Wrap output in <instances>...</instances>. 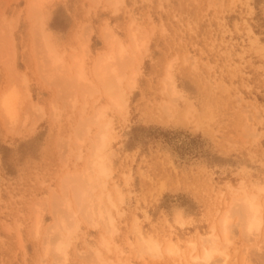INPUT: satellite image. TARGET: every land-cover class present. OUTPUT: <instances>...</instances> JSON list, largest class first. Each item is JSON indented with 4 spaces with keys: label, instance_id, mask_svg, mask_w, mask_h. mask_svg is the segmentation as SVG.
Listing matches in <instances>:
<instances>
[{
    "label": "rangeland",
    "instance_id": "1",
    "mask_svg": "<svg viewBox=\"0 0 264 264\" xmlns=\"http://www.w3.org/2000/svg\"><path fill=\"white\" fill-rule=\"evenodd\" d=\"M11 89L21 98L14 120L1 107ZM100 147L109 176L90 163ZM85 171L100 179L93 193L113 228L83 215ZM256 184L264 0H0V264H197L214 225L230 256L216 253L214 264H264ZM244 193L262 205L255 237L237 211ZM139 230L160 243L159 255L141 251ZM58 237L66 253L55 250Z\"/></svg>",
    "mask_w": 264,
    "mask_h": 264
},
{
    "label": "bare ground",
    "instance_id": "2",
    "mask_svg": "<svg viewBox=\"0 0 264 264\" xmlns=\"http://www.w3.org/2000/svg\"><path fill=\"white\" fill-rule=\"evenodd\" d=\"M38 2H40L41 0H37ZM36 5V4H35ZM30 6V5H29ZM40 6V5H39ZM32 7V6H31ZM30 8V7H29ZM30 10V9H29ZM35 10H36V8H35ZM35 10H33V11H35ZM32 11V12H33ZM32 12H30V13H32ZM34 13V12H33ZM33 15V14H32ZM28 17H29V15H28ZM38 28H40V26H38L37 27V29ZM43 29V28H42ZM37 31V30H36ZM104 31H105V29H104ZM107 31V30H106ZM108 32V31H107ZM106 32V33H107ZM43 33V32H42ZM50 34V33H49ZM113 34V33H112ZM43 35V34H42ZM48 35V34H47ZM108 35V34H107ZM106 35V36H107ZM131 35V34H130ZM40 36H41V32H40ZM41 39V38H40ZM47 39V40H46ZM108 39L110 40V45L111 46H113V45H115V44H112L115 40H117V39H119L118 37H117V35L116 34H113V35H111L110 36V38H109V36H108ZM44 40H45V43H44ZM43 40V45L44 44H46V42H47V48H48V53L50 54V56L52 57V59H54L55 60V63L56 62H58V61H60L61 60V58H59V56L56 54V51H55V48L52 46L53 44H51L49 41V36H46V38ZM55 40V39H54ZM118 42H119V40H118ZM120 43L121 42H119V48H120V46L123 48V45L121 44L120 45ZM118 47V46H117ZM44 48H45V45H44ZM118 48V49H119ZM121 49V48H120ZM124 49L125 48H123L122 50H123V52H125L124 51ZM45 50V49H44ZM122 50H121V52H122ZM47 52V51H46ZM110 53H112V52H109L108 54H110ZM106 54V53H105ZM113 55H115V54H117V52L114 54V52L112 53ZM124 54V53H123ZM48 55V54H47ZM117 56H115V58H116ZM120 57V56H119ZM121 57H122V55H121ZM112 58H113V56H112ZM111 58V59H112ZM51 59V58H50ZM106 59H107V56H106ZM109 59H110V55H109ZM109 59H107V60H109ZM104 60V59H103ZM113 60V59H112ZM107 62V61H106ZM110 62V61H109ZM103 66V65H102ZM101 70H103L102 68H101ZM106 71V70H105ZM107 72V71H106ZM105 72V73H106ZM169 73V72H168ZM25 77V76H24ZM167 78H169V77H167ZM172 78V77H171ZM171 80V79H170ZM173 81V80H172ZM130 84H131V81H130ZM132 85V84H131ZM175 85V84H174ZM130 86V85H129ZM130 87H132V86H130ZM129 88V87H128ZM175 88V87H174ZM12 90V91H11ZM11 90H9V93H4L3 95V99L1 98V107H2V109H3V111L2 112H4L5 114H6V116L8 117V119L9 120H14V118H15V111L17 110V106H18V104H16L17 103V101H19L21 98L20 97H18L17 96V94H18V92H16L17 90H15V89H11ZM176 90V89H175ZM16 92V93H15ZM20 94V93H19ZM122 94V93H121ZM29 95V94H28ZM118 95H120V94H118ZM123 95V94H122ZM174 95V94H173ZM19 96H21V95H19ZM121 96V95H120ZM17 97H18V99L19 100H17L16 101V99H17ZM112 97H114V96H111V98ZM122 98V97H121ZM114 99V98H113ZM120 99V97H118V100ZM124 98L122 99V100H119V102L121 101V102H124ZM113 101V100H112ZM113 103H114V101H113ZM16 104V109L14 108L15 105ZM126 104H127V102H126ZM120 105V104H119ZM119 105H118V108H119ZM120 107H121V105H120ZM104 108V107H103ZM107 108V107H106ZM100 111V110H99ZM102 111V110H101ZM100 111V112H101ZM117 111H118V109H117ZM105 112V111H104ZM128 112V111H127ZM102 113L103 112H101V117H102ZM99 114V113H98ZM105 114V113H104ZM103 114V115H104ZM3 115V114H2ZM4 116V115H3ZM100 117V118H101ZM108 124V123H107ZM106 124V125H107ZM104 129V128H103ZM105 131H106V129H105ZM104 133V132H103ZM110 134V133H109ZM102 136H106V134H103ZM101 136V137H102ZM104 137L102 138V139H100V140H102L103 141V144H104V140L105 141H107L106 139H104ZM102 141H101V145L103 146V144H102ZM109 142V141H108ZM106 143V142H105ZM105 145V144H104ZM96 147V146H95ZM98 147V146H97ZM104 147H106V146H104ZM103 149V148H102ZM102 149H101V147H100V149H98L97 150V153H96V149H95V155H94V159L93 158H91V159H93L92 161H90V163L92 164V166H93V170H94V172L95 173H97L98 175H100L101 177L102 176H109V174H110V167H109V165H108V160H109V158H108V156L106 155V154H104L103 153V151H102ZM94 154V153H93ZM89 162V161H88ZM87 167H88V165H87ZM89 167H91V166H89ZM88 167V168H89ZM93 170H91L92 171V173H93ZM87 171V170H86ZM85 171V172H86ZM86 174H88V176H87V178L83 175V181L82 182H84V184L81 182V184H83V186L82 185H80V183L78 184L79 185V187H78V192H79V194H81V199L80 200H83V198L85 199V201H83V202H86L87 203V201H88V204L89 205H86V206H88V209L86 210L87 212H85L84 210H83V212H85V214H83L84 216L86 215V218L88 217V219L91 221V223H90V221H89V223L90 224H93L94 226H96L97 227V225H99L101 222H102V224L101 225H103L104 226V224L106 225V226H108V227H110V228H113V221H114V219H113V217L110 215V212H108V211H105V210H103L101 207L102 206H99V207H97L98 205L96 204L97 203V201H98V203L100 202V199H102L101 197L103 196L102 194V196H98V195H95L93 192H94V189L96 188V185H94V183H97L98 182V184H99V181H100V179H99V181L95 178V175L93 176V175H91V173L89 172V173H87L86 172ZM85 174V175H86ZM81 175V174H80ZM96 176V177H100V176ZM85 179H87V180H85ZM75 180L76 181H79V178H75ZM97 180V181H96ZM75 181V182H76ZM96 181V182H95ZM102 184V183H101ZM103 184H105V183H103ZM102 184V185H103ZM77 185V184H76ZM82 186V187H81ZM105 186V185H104ZM260 191H263L264 190V185H260V184H256L255 185ZM248 188V187H247ZM232 189V188H231ZM260 191H258V192H260ZM246 192V191H245ZM95 196H97V197H95ZM83 197V198H82ZM79 200V199H78ZM87 200V201H86ZM238 200H239V206H238V212L241 214V215H243V220H244V223L245 224H243V225H241V226H243L244 227V225L246 226V228H245V230L244 231H246L247 232V234L249 233V236L250 237H255L257 234H259L260 232V230H261V224H262V218H263V216H262V213H261V206L262 205H260L261 203L259 202V200H258V196L256 195V194H252V193H244V195L242 196V197H240V198H238ZM112 201V200H111ZM102 202V201H101ZM100 202V203H101ZM113 203V202H112ZM82 204V203H81ZM114 204V203H113ZM112 204V205H113ZM100 205V204H99ZM115 205V204H114ZM95 206H96V208H98L99 210H97V209H95ZM83 207H85V205L84 204H82V208ZM115 207V206H114ZM62 208V207H61ZM64 208V207H63ZM65 210V208L62 210L61 209V211H64ZM60 211V210H59ZM60 211V212H61ZM81 211H82V209H81ZM87 213V214H86ZM60 214V213H59ZM96 214H98L97 216L99 217V219H97L96 218ZM74 215L76 216V213H74ZM78 215V214H77ZM61 216H63V215H61ZM60 216V217H61ZM261 216H262V218H261ZM61 218H63L64 219V217H61ZM61 218H60V220H61ZM68 218V217H67ZM66 219V218H65ZM56 220V219H55ZM67 220V219H66ZM74 220H77L76 218H74ZM87 220V219H86ZM63 221V222H62ZM61 222H62V224H63V226L65 227H63L62 226V224H60V221H55V223L56 222H58V223H54V225H60V226H56V227H62V228H64V231L66 230H68L67 229V225L68 224H70V223H68L67 224V222L65 221V220H62ZM87 222H88V220H87ZM178 222H180V223H182V218H181V216L179 217L178 216ZM221 222H222V227H223V233H221V234H224L223 236V240L225 239V240H228V237H229V235H228V231H229V225H230V223H229V215L228 214H225L223 217H222V220H221ZM220 222V223H221ZM72 223L74 224V225H76L77 223H74V221H73V219H72ZM67 224V225H66ZM53 225V226H54ZM67 226V227H66ZM78 226V225H77ZM77 226L75 227L74 226V228H77ZM181 226H182V224H181ZM215 226V225H214ZM211 227L212 229V233L211 234H209V235H207V236H201V239L203 240V251H202V253H200V254H198V255H196V256H194L193 257V259H195V261H196V263L198 264V263H200V264H214L215 263V260H214V256H215V254L216 253H220L219 255L220 256H222V255H224V256H226L227 254H226V252H225V248H224V246L222 247L223 248V250L222 249H220L219 248V244H218V241L220 240L219 239V236L218 235H216L215 234V230H216V228L215 227ZM50 227H52V225H50ZM50 227H49V229H50ZM55 227V226H54ZM53 228V227H52ZM62 228L60 229V231H58V232H55V230L56 229H58V228H55V230H54V228H53V233L56 235V236H61L60 234V232H61V230H62ZM114 230L116 231V229L114 228ZM134 230H135V228H134ZM243 231V232H244ZM69 232V231H68ZM118 232V231H117ZM221 232V231H220ZM259 232V233H258ZM57 233V234H56ZM71 233V232H70ZM69 233V234H70ZM109 233V232H108ZM257 233V234H256ZM59 234V235H58ZM136 234H137V232H136ZM256 234V235H255ZM55 235H53L54 237H55ZM63 235V234H62ZM71 235V234H70ZM137 235H139V239H140V243H141V251L142 252H147L148 254H151V255H154V256H156V255H159L161 252H162V248H161V245H160V243L159 242H157L152 236H149V237H146L145 235H144V233L143 232H141L140 230L138 231V234ZM252 235H255V236H252ZM52 236V237H53ZM65 236V235H64ZM67 237V236H66ZM249 237V238H250ZM51 238V236H49V239ZM60 240L62 239V238H60V237H58ZM103 239V238H102ZM107 241V240H106ZM221 242V241H220ZM102 243V242H101ZM107 244H108V242H107ZM107 244H106V242L104 243V245L107 247ZM192 244L193 245H195V242L193 243L192 242ZM224 244H226L225 242H224ZM228 244V243H227ZM230 244V243H229ZM109 245V244H108ZM193 245H192V248H193ZM70 245H69V242H68V240L66 241V242H62V240L60 241V242H58V244H56V247H55V250L57 251H59L60 252V254H62V253H66V251H67V248L69 247ZM189 246V245H188ZM196 246V245H195ZM227 246V245H226ZM225 246V247H226ZM47 248V250L48 249H50L51 247L49 246V244H48V246L46 247ZM108 248V247H107ZM90 249V248H89ZM195 249V248H194ZM194 249H193V251H194ZM166 250L169 252V254L171 253V254H174L175 253V251H177L178 250V247L177 246H174V243L172 242V241H169L168 243H167V247H166ZM227 250V249H226ZM192 251V252H193ZM174 252V253H173ZM96 255H98V256H100V254H99V250L97 251L96 250ZM174 255H176V254H174ZM228 256V255H227ZM228 257H230V256H228ZM191 259V258H190ZM186 262H187V260H186ZM103 263V262H102ZM104 264V263H103Z\"/></svg>",
    "mask_w": 264,
    "mask_h": 264
}]
</instances>
